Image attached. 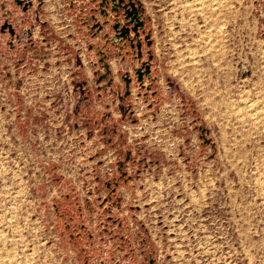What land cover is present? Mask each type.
Masks as SVG:
<instances>
[{"label":"rangeland","instance_id":"374dc122","mask_svg":"<svg viewBox=\"0 0 264 264\" xmlns=\"http://www.w3.org/2000/svg\"><path fill=\"white\" fill-rule=\"evenodd\" d=\"M134 1L128 96L69 0H34L26 59L0 37V264H264V0Z\"/></svg>","mask_w":264,"mask_h":264},{"label":"built area","instance_id":"2783aa9c","mask_svg":"<svg viewBox=\"0 0 264 264\" xmlns=\"http://www.w3.org/2000/svg\"><path fill=\"white\" fill-rule=\"evenodd\" d=\"M101 2L102 0H69L66 6V13L68 9L69 11L78 9L76 18L80 21V30H83L80 38L82 42L91 43V49L96 45L98 60H92V63L94 66L100 65L105 69L100 80H107L112 74L107 58L108 52L111 51L110 48L113 47L116 50L114 55L117 57L126 58L131 55L132 58H137V64H132L129 70L124 71L122 75L125 82V78L130 79V84L128 86L127 84L125 85V95L128 96L130 94V86L133 83L139 87V90H144L145 87H147L145 90L150 89V86L146 82L152 81L153 69L151 67V70L147 72L146 69L150 63H139L138 59L139 50H141V36L133 32L130 34L131 40L129 41L134 44V49H131L130 45L121 48L119 45L114 44V41H119L113 29V24L116 22L115 17H113L114 13L110 7L102 6ZM34 6V0H0V37H3L5 40V56L17 50L22 55L21 60H24L27 58L28 51L32 46L38 47L33 33L35 32L36 17H38L37 8ZM89 6L92 7L89 8ZM64 20L67 21L68 26H72L70 24L72 19L69 18L68 13ZM142 38L144 39L143 34ZM90 40L94 43L90 42ZM100 41L103 43V46L99 44ZM108 45L111 46L109 47ZM105 48L108 49L106 50ZM140 72H143L141 79L139 78ZM109 80L108 85L103 89L112 87L114 81L112 78ZM137 95L138 98L142 97L143 99L148 97L146 92H138ZM152 101L154 102V99ZM100 103H103V100H100ZM150 105L152 104L150 103Z\"/></svg>","mask_w":264,"mask_h":264},{"label":"flooded vegetation","instance_id":"af4514ba","mask_svg":"<svg viewBox=\"0 0 264 264\" xmlns=\"http://www.w3.org/2000/svg\"><path fill=\"white\" fill-rule=\"evenodd\" d=\"M134 4L135 9L133 8L132 4ZM102 6H107L110 7L113 14L114 19L116 22L113 24L114 26V31L115 35L118 36L119 41L116 40L113 43L119 45L121 48H125L128 45H130L131 49H134V44L130 42V34L133 32L138 36H141V44H140V49L139 50V63H144L148 64L149 68L151 70L152 67V56L149 55L150 51L147 50L149 58L143 60V53L144 49L143 46L146 43L147 49H150L152 46V43L150 46H148L147 41H146V36H150L151 34L149 31H147V28L145 26V21L143 14L141 13L140 7L134 0H102L101 2ZM143 23L142 26L139 25V23ZM136 28V30H135ZM142 34L144 36V39L142 38ZM151 41V39L149 38ZM145 42V43H144ZM152 42V41H151ZM134 47V48H133ZM126 79V84L127 86L130 84V79Z\"/></svg>","mask_w":264,"mask_h":264},{"label":"water","instance_id":"95a60500","mask_svg":"<svg viewBox=\"0 0 264 264\" xmlns=\"http://www.w3.org/2000/svg\"><path fill=\"white\" fill-rule=\"evenodd\" d=\"M131 4H132L133 8L135 9L134 4H133V3H131ZM142 24H143V23H141V22L139 23V25H141V26H142ZM135 30H136V28H135ZM149 38H150V36H146V41H147L148 46H150L151 43H152V42L149 40ZM146 70H147V72L150 71L149 66H147V69H146ZM142 74H143V72H140V73H139V78H140V79L142 78Z\"/></svg>","mask_w":264,"mask_h":264},{"label":"crops","instance_id":"0c3cea01","mask_svg":"<svg viewBox=\"0 0 264 264\" xmlns=\"http://www.w3.org/2000/svg\"><path fill=\"white\" fill-rule=\"evenodd\" d=\"M140 6V5H139ZM140 10L143 12L144 11V8H140ZM150 32V31H149ZM150 34H151V32H150Z\"/></svg>","mask_w":264,"mask_h":264}]
</instances>
